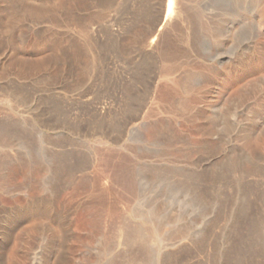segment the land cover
Segmentation results:
<instances>
[{
    "label": "rangeland",
    "instance_id": "rangeland-1",
    "mask_svg": "<svg viewBox=\"0 0 264 264\" xmlns=\"http://www.w3.org/2000/svg\"><path fill=\"white\" fill-rule=\"evenodd\" d=\"M180 2L0 0V264H264V0Z\"/></svg>",
    "mask_w": 264,
    "mask_h": 264
},
{
    "label": "bare ground",
    "instance_id": "bare-ground-1",
    "mask_svg": "<svg viewBox=\"0 0 264 264\" xmlns=\"http://www.w3.org/2000/svg\"><path fill=\"white\" fill-rule=\"evenodd\" d=\"M164 4H165V7H163L164 9H163V12H162L160 24H159V26L157 25L158 27H157L156 31L152 34V36L149 35V37L151 36L150 39L149 40L147 39L148 40L147 41L148 42V46L150 45V47L152 45H155L156 44V42L158 41V38L160 36V31L163 28H166L167 25H169L170 23L174 22L175 20L178 21L180 18H182L181 16H182V13L183 12H182V5H181L180 0H165V3ZM184 10H186V9H184ZM157 11H158V9H157ZM188 12H190V11H188ZM186 17L188 18V16H186ZM189 17H191V16L189 15ZM146 46H147V44H146ZM48 212H49V210H48ZM53 217H55L56 219H58V216L57 215H55ZM17 220L18 219H17L16 213L10 214L7 217V221H6L5 225L3 226V232H2V240L3 241H1V243H0V249H1V251L3 250V246L7 243V240L9 238L8 237L9 236V233L13 229V227L15 226V224L17 223ZM64 235L65 236L67 235V229H64Z\"/></svg>",
    "mask_w": 264,
    "mask_h": 264
}]
</instances>
